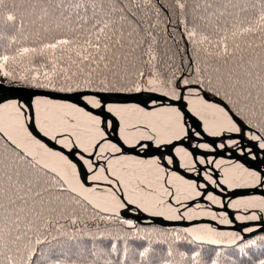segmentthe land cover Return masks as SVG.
Returning <instances> with one entry per match:
<instances>
[{
  "label": "snow or ice",
  "instance_id": "6c2138e0",
  "mask_svg": "<svg viewBox=\"0 0 264 264\" xmlns=\"http://www.w3.org/2000/svg\"><path fill=\"white\" fill-rule=\"evenodd\" d=\"M5 2L0 0V12H4ZM149 2L21 0L23 17L8 10L0 19L3 77L16 79L5 69L18 53L43 55L50 51L54 56L57 49L65 48L75 51L78 67L88 68L87 73L81 69V87L74 79L76 74H69L66 67L58 69L53 59L51 74L45 71L43 80L39 71L30 78L19 77L41 92H13L12 99L0 98V264H73L76 257L67 255L59 240L53 244L48 239L59 224L55 217L64 213L63 193L83 198L105 223L131 206L159 221L208 220L204 226L196 224L186 229L183 243L189 246L184 251L173 253L165 247L164 255L173 261L179 257L182 264H221L224 254L219 248L201 251L191 247L199 242L235 246L237 256L246 248L254 264H264V238L244 241L242 235L226 234L212 226L264 224V43H255L264 36V0H233V6L223 11L214 7L217 0H192L194 6L188 11L193 27L185 29V39L190 50L203 52L220 66L205 78L197 75L193 58L189 74L166 82L150 76L146 87L133 83L128 92L148 95L135 97L134 106H116L108 102L109 95L123 89L107 76L97 85L93 76L103 70L119 77L120 58L114 51L118 45L122 47L118 26L131 21L142 27L137 13ZM188 2L176 0L177 9H184ZM22 18L42 30L53 25L77 27L72 36L62 34L38 47L25 46L21 53L17 33L23 32ZM213 18L215 24L209 25ZM241 37L245 39L241 41ZM72 44L78 47L70 48ZM54 78L64 86L57 87ZM57 91L80 92L79 96L63 99L83 106L53 104L40 98ZM149 106L151 110H147ZM185 113L189 120H185ZM135 115L142 119L132 122L130 116ZM116 118L114 131L119 132V146L110 142L100 127L103 122L105 129L112 128ZM119 121H123L122 126ZM189 123L192 127H186ZM202 136L208 140L200 142ZM181 140L186 146L173 143ZM162 147H168L170 154L160 151ZM127 153L152 158L129 160ZM115 154H124L131 164L151 169L155 180L120 172L117 165L121 156ZM181 170L183 173L178 174ZM101 183L107 187L101 188ZM236 189L249 191L232 196L230 190ZM86 193L98 194L96 202L88 200ZM70 223L75 225L77 220ZM118 223L139 232L130 219H118ZM253 231V227L242 229L244 233ZM132 240L139 245L135 249L139 264H158V254L147 240L135 234ZM36 245L45 247L34 251ZM115 247L110 244L107 249H93L91 260L104 264L113 259L114 264H120L122 251L114 253Z\"/></svg>",
  "mask_w": 264,
  "mask_h": 264
},
{
  "label": "trees",
  "instance_id": "16d2710c",
  "mask_svg": "<svg viewBox=\"0 0 264 264\" xmlns=\"http://www.w3.org/2000/svg\"><path fill=\"white\" fill-rule=\"evenodd\" d=\"M54 2H58V0H54ZM235 2L239 3L240 0H235ZM193 6L192 0H189L182 10L177 9L176 0H150L149 3L142 6L141 11L137 13L143 22L142 27H138L131 21L122 27L118 26L117 37L120 39L122 47L118 45L114 51L116 56L120 58L118 61L119 77L98 70L93 76L97 85L100 79L107 76L108 80L115 83L117 88L123 89L121 92H128L127 88L133 83L138 82L141 86L144 80L149 79L150 76L158 81H170L189 74L194 67L193 58H195V67L199 70L197 75H202L205 78L211 76L213 70L220 65L203 52L190 50L189 41L185 39V29L193 27L192 15L188 11ZM232 6L233 0H217V4L214 5L220 11H223L225 7L231 8ZM3 10L4 12H0V19H3L8 10L17 11L23 17L21 0H6ZM22 23L24 25L23 32L21 34L17 33V35H20L18 48L21 53L22 48L25 46L38 47L42 42H51L60 38L62 34L72 36L73 29L77 27V25H64L57 28L53 25L51 27L46 26L42 30L28 18H23ZM208 23L214 25L215 19L209 20ZM244 39L243 37L240 38L241 41ZM255 43L257 45L264 43V36L257 39ZM69 47L74 49L78 46L72 44ZM209 50H211V46H209ZM53 59L57 61L58 69L66 67L69 74H76L74 79L81 83V87L84 86L82 83L84 76L81 69L84 73H87L88 68L84 65L78 67L79 62L75 51H69L67 48L57 49L54 56L50 51L43 55L39 53L16 54L14 59H10L5 69L11 72L16 79L5 78L0 75V83L8 86L34 88L30 82L21 81L19 77L30 78L36 71H39L41 80H43L42 74L45 71L51 74L50 61ZM73 61H77V63H73ZM140 73H143V76ZM54 79H56L57 87L64 86L59 78ZM62 196L64 203L66 201L72 202L76 205V209L72 211L64 205V213L55 217L59 224L55 230L51 231L48 239L53 244L59 240L64 245L65 253L76 257L73 264H94L91 260V251L93 249H107L110 244L116 246L113 249L114 253L117 249L122 251L120 264H139L135 255V249L139 245L133 242V234L148 241L149 247L158 254V264H182L181 261H173L167 258L164 255V249L167 247L170 251L168 235L177 237V244L174 243L173 245L180 250L184 251L188 248L189 245L183 243L185 238L183 232H174L173 230L142 226L135 223L137 229H139L137 233L135 230H129L126 226L118 223L119 218L113 217L111 223L101 221L97 211L80 198L75 199L69 193H63ZM71 219H76L77 223L73 225L70 223ZM144 231H151L153 237L148 238ZM54 237L56 239H53ZM125 244L129 248L125 247ZM43 247L45 245H36L34 251H38ZM191 247H198L201 251L217 248L196 243H192ZM240 247L244 248V244H240ZM219 251L224 254V260L221 264H226L227 261H230L231 264H248L250 259L253 260L254 264V258L251 253H247L246 248L240 252L239 256H237L236 247H221ZM245 253H247V256ZM33 259L35 260V257ZM104 264H114V260L110 259L105 261Z\"/></svg>",
  "mask_w": 264,
  "mask_h": 264
},
{
  "label": "flooded vegetation",
  "instance_id": "af4514ba",
  "mask_svg": "<svg viewBox=\"0 0 264 264\" xmlns=\"http://www.w3.org/2000/svg\"><path fill=\"white\" fill-rule=\"evenodd\" d=\"M158 82H166V81H158ZM75 93V92H73ZM117 93H126V94H142V96H147L148 93L146 92H141V93H135L134 91L133 92H117ZM41 99H47V98H41ZM109 103H114L116 104V106H126V107H131V106H134L135 104H125V103H118V102H111L108 100ZM59 103H64V102H55L53 104H59ZM141 107H144V105H140ZM147 110H151V106H149V108ZM87 111V109H86ZM99 111V110H97ZM111 118V117H109ZM103 119V118H102ZM139 119H142V117H139L138 115H135V116H130V120L132 122H136L137 120ZM118 120L119 118H116V119H113L112 121V128L110 129H105L104 128V124L102 122V124L100 125L101 127V130H104L105 133H106V136H107V139L110 141V142H116L119 146V142L117 140V137L119 135V132L118 131H114V129H117V123H118ZM185 120H189V117L187 115V113H185ZM120 125L122 126L123 125V121H119ZM186 127H192L191 123H189L188 125H186ZM208 140V137L207 136H202L201 139H200V142H206ZM194 142H197V141H194ZM174 144H176L177 146H186L185 145V141L181 140V141H173ZM170 147V146H168ZM168 147H162L160 149V151H163L166 155L167 154H170L169 151H168ZM138 151L140 153H143V150L142 149H138ZM203 150H201L202 152ZM115 155H120L121 156V162L120 164L117 165V168L120 172L124 173V174H128V173H132L134 172L137 176H140V175H144V176H147L148 179L150 180H155V175H154V172L151 170V169H148L146 167H143V166H138V165H134V164H131L129 162V160L131 159H142V160H147L149 158H152V157H149L147 156L146 154H141V155H136V154H133V153H127L128 157H129V160H125L124 159V154H115ZM157 156H159V152L156 153ZM178 159V158H177ZM236 162H242V161H239L237 160ZM99 163H103L102 161H100ZM161 164L163 165V160H161ZM207 165L205 166H199L198 167H206ZM247 166V165H246ZM173 168L175 167V165L172 166ZM184 170H181L180 173L178 174H182ZM107 174V173H105ZM190 176L191 175H195V174H189ZM185 178H188V177H185ZM197 179H199L197 177ZM91 183V182H90ZM87 186V185H86ZM166 186V185H165ZM100 187L101 188H105L107 187V185H104L103 183L100 184ZM240 190H247V189H236V190H230L231 192V195L232 196H235ZM89 194V193H88ZM91 198H93L94 200H96L98 194H89ZM101 204H104L103 201H101ZM204 205H202L203 207ZM218 207V206H217ZM127 209H130V210H133V211H139L136 209L135 206H131L130 208H127ZM146 215H148L147 213H145ZM237 214H242V213H237ZM199 221V220H197ZM205 222H201V223H198L200 226H204L205 224H207V222H209L208 220L204 219ZM133 222V221H132ZM170 222H175V223H185V224H188V225H191L193 224L195 221H170ZM135 224V222H133ZM262 223H259V222H235L234 224H231V225H215L213 224L212 226L213 227H217V231H222L226 234H239V235H242V229L245 228V227H253L254 228V231H257L261 228V225ZM196 225V224H195ZM193 226V225H191ZM159 228V227H158ZM174 232H183L185 234V230L183 228H175V229H172ZM244 234H249V233H244ZM201 235H205L206 234H201ZM254 238L256 239H260V238H264V233L262 234H259V235H255L253 236ZM251 237V238H253ZM191 240V238H189ZM250 239V238H249ZM247 239V240H249ZM247 240H244V241H247ZM243 242H241L240 244H242ZM196 244H199V245H205V246H211V247H214L212 245H209V244H200V243H197Z\"/></svg>",
  "mask_w": 264,
  "mask_h": 264
},
{
  "label": "water",
  "instance_id": "95a60500",
  "mask_svg": "<svg viewBox=\"0 0 264 264\" xmlns=\"http://www.w3.org/2000/svg\"><path fill=\"white\" fill-rule=\"evenodd\" d=\"M6 86V87H5ZM42 90H37V89H31V88H27V87H23V86H8L5 85L3 83H0V98L7 96L9 99L14 98L12 93L13 92H17L19 94H24L25 92H41ZM81 95L80 92H75V93H62V92H52L50 93V95L44 96L41 95L40 98H47L50 99L52 103L55 102H71V103H77V106H83L82 104H80L77 101H66L65 99H63L66 96H79ZM142 97V94H126V93H113L109 95V101L111 102H118V103H125V104H136L137 101L135 100V97ZM88 110V109H87ZM244 191H249V190H240L238 193L240 192H244ZM87 196L88 200H92L93 202H96V200H94L93 198L90 197V195L88 193L85 194ZM81 200H83L87 205H89L83 198H80ZM92 209H94L91 205H89ZM103 206V204H102ZM95 210V209H94ZM119 219L122 218H127L130 219L131 221L142 225V226H150V227H159L162 229H167V230H172L175 228H183L185 231L188 227H190L191 225H195L201 222H205L204 220H199V221H195L193 224L188 225L185 223H175V222H170L167 220H163V221H159V220H154V219H150L148 217V215H146L145 213H142L141 211H133L130 209H124L120 211V216L116 217ZM209 223V222H207ZM261 228L255 232L249 233V234H244L242 233V236L244 237V240H247L255 235H259L264 233V224H261ZM199 243V242H197ZM201 244V243H200ZM203 244H207V243H203ZM217 248H221L219 246H214ZM224 247H235V246H228L225 245Z\"/></svg>",
  "mask_w": 264,
  "mask_h": 264
},
{
  "label": "rangeland",
  "instance_id": "374dc122",
  "mask_svg": "<svg viewBox=\"0 0 264 264\" xmlns=\"http://www.w3.org/2000/svg\"><path fill=\"white\" fill-rule=\"evenodd\" d=\"M22 21H23V18H22ZM32 69V68H31ZM147 81H148V79H146V80H144V82H143V84L141 85V87H146L147 86ZM158 81V80H157ZM13 86V85H12ZM23 87H25V86H23ZM31 89H36V88H31ZM37 90H40V89H37ZM51 179V178H50ZM64 205L66 206V207H69L70 208V210H75L76 209V205L74 204V203H72V202H68V201H66V203H64ZM151 231H144V234L148 237V238H152L153 237V234L151 235ZM151 235V236H150ZM167 239H168V244H169V248H170V251H172L173 253H175L177 250H179V251H181L178 247H176V246H174L173 244L175 243V244H177V237H175L174 235H172V236H170V235H168V237H167ZM125 247H127V248H129L128 246H126V244L124 245ZM183 251V250H182ZM175 260L176 261H180L179 260V257H175ZM222 262V261H221Z\"/></svg>",
  "mask_w": 264,
  "mask_h": 264
}]
</instances>
